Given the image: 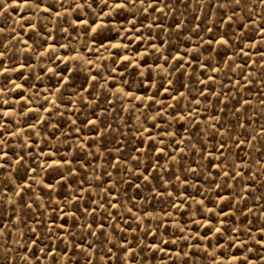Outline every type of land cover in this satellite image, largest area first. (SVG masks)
Instances as JSON below:
<instances>
[{"label": "rangeland", "instance_id": "374dc122", "mask_svg": "<svg viewBox=\"0 0 264 264\" xmlns=\"http://www.w3.org/2000/svg\"><path fill=\"white\" fill-rule=\"evenodd\" d=\"M0 264H264V0H0Z\"/></svg>", "mask_w": 264, "mask_h": 264}]
</instances>
